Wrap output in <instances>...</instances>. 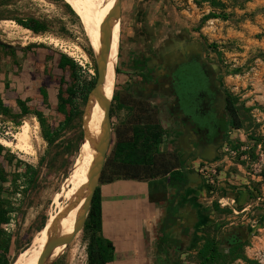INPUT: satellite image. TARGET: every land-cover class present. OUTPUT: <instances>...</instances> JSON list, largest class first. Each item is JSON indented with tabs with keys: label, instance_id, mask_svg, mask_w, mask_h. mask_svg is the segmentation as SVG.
<instances>
[{
	"label": "rangeland",
	"instance_id": "1",
	"mask_svg": "<svg viewBox=\"0 0 264 264\" xmlns=\"http://www.w3.org/2000/svg\"><path fill=\"white\" fill-rule=\"evenodd\" d=\"M220 1L225 8L213 6L209 0H122L121 70L114 81L113 95L124 92L129 68L123 60L128 59L131 47L135 46L136 23L142 22L148 35L155 38L164 37L160 29H168L182 31L204 43L219 66V80L231 98L240 124L237 128L232 112L233 121L221 156L204 169V180L216 187L219 182L227 183L243 197L233 204L234 209L217 204L214 223L206 229L209 232L205 236L216 238L223 252L238 255L231 264H264V0ZM70 7L66 0H0V42L16 47L32 46L24 52L0 45V93L5 104L19 115L13 119L0 112V138L16 143L15 136L25 122L32 130L26 148L5 146L6 151L0 155V165L8 177L4 186L9 193L14 188L10 201L15 211L3 224V230L12 238L8 253L11 264L25 250L36 247L35 238L55 211L56 195L75 166L85 138L87 105L80 95L76 104L82 114L69 124L65 123L57 99L60 77L70 80L69 68L65 71L57 68L61 54L79 65L82 82L96 76V55L85 26ZM210 12L225 13L228 17L205 19ZM31 17L43 21L47 31L36 34L17 21ZM24 108L28 110L26 114ZM38 113L46 117L51 142L44 138ZM129 113L125 104L116 106L113 114L110 111L113 133ZM158 126L156 122L144 125L155 131ZM114 141L112 134L107 156ZM19 161L22 164L18 167ZM23 163L40 170L36 186L27 196L23 176L17 180L18 188L14 187L15 173H23ZM233 229L237 234L240 232L241 238L233 245L222 242V236ZM89 237L82 230L58 259L47 264H89ZM183 260L185 264H200L195 252H187Z\"/></svg>",
	"mask_w": 264,
	"mask_h": 264
},
{
	"label": "crops",
	"instance_id": "2",
	"mask_svg": "<svg viewBox=\"0 0 264 264\" xmlns=\"http://www.w3.org/2000/svg\"><path fill=\"white\" fill-rule=\"evenodd\" d=\"M121 32L122 22L115 82ZM152 102L158 104L157 100ZM159 121L163 129L159 151L179 153L180 169L191 178L182 190L170 175L117 178L98 184L102 211L100 234L111 244L107 264H185L183 258L187 252L198 251L209 232L206 229L213 225L217 204L234 209L233 204L243 199L227 183L219 182L216 187L205 182L204 169L216 162L217 157L194 155L188 159L181 130L176 128L173 118H166L162 105ZM229 232L222 236V242H229Z\"/></svg>",
	"mask_w": 264,
	"mask_h": 264
},
{
	"label": "trees",
	"instance_id": "3",
	"mask_svg": "<svg viewBox=\"0 0 264 264\" xmlns=\"http://www.w3.org/2000/svg\"><path fill=\"white\" fill-rule=\"evenodd\" d=\"M213 6L225 8V3L220 0H209ZM70 7V5H69ZM74 12V10L70 7ZM227 19L228 15L223 13L210 12L205 19L219 18ZM20 25L32 30L34 33H44L47 31V25L37 18L18 19ZM8 50H21L27 52L32 46H12L0 43ZM57 68L61 71L70 69V80L67 81L63 76L60 77V83L57 93V99L60 112L65 116V123L69 124L73 119L82 114V111L76 104V99L81 97L84 104L88 101V96L95 85L97 76V66L95 67L96 76L90 80L81 81L79 74V65L66 54H61ZM118 72V68H117ZM114 101L116 105L114 104ZM123 104L129 106L130 113L124 120L120 121L114 128V144L109 155L106 157L100 182L111 181L117 178L144 179L155 178L170 175L182 190L190 180L186 172L180 169V159L176 153H163L159 151V145L162 142L163 129L161 126L157 130L144 127L147 123H158L156 110L144 98H133L131 94H126L124 98L118 99L117 92L113 95L111 113L113 114L116 106L122 107ZM232 104V102H231ZM235 115V125L240 127L236 111L231 106ZM0 112L9 115L13 119L19 117L5 104L0 93ZM27 108L23 113H27ZM41 127L43 128L44 138L51 142L50 131L47 129L46 117L42 113L36 115ZM158 125V124H157ZM154 130V132H153ZM6 151V147L0 143V155ZM13 157V156H12ZM22 164L18 163V167ZM25 169L23 173H15L14 187L17 189V180L23 176L25 179L24 193L28 195L30 190L36 186L40 170L38 167L23 163ZM8 181L6 171L0 165V264H11L8 253L12 245V238L7 236L3 230V224L9 221V215L15 211L10 201L13 190L9 193L4 183ZM99 182V183H100ZM208 187H210L208 185ZM45 221L41 226L44 227ZM102 229V211L99 188L97 187L91 202L89 213L85 222L83 233L90 236L88 245L89 264H107L111 256V244L105 240L101 233ZM197 256L200 264H231L238 255L227 254L220 249L216 238L206 236L201 245L198 246Z\"/></svg>",
	"mask_w": 264,
	"mask_h": 264
},
{
	"label": "flooded vegetation",
	"instance_id": "4",
	"mask_svg": "<svg viewBox=\"0 0 264 264\" xmlns=\"http://www.w3.org/2000/svg\"><path fill=\"white\" fill-rule=\"evenodd\" d=\"M135 27V46L129 53L132 56L123 60L129 75L125 78L124 92H117L118 99L126 94L144 98L156 110L159 126L161 105L164 106L166 118H173L176 128L181 130L188 159L194 155L218 158L233 118L231 98L219 80L216 60L200 39L182 31L160 29L164 37L155 38L148 35L142 22ZM121 54L120 42L117 77ZM168 153H176L180 159L179 153ZM229 231L226 243L233 245L241 235L236 229Z\"/></svg>",
	"mask_w": 264,
	"mask_h": 264
},
{
	"label": "bare ground",
	"instance_id": "5",
	"mask_svg": "<svg viewBox=\"0 0 264 264\" xmlns=\"http://www.w3.org/2000/svg\"><path fill=\"white\" fill-rule=\"evenodd\" d=\"M66 2L78 14L85 26L88 42L93 52H99L102 46L101 25L109 10L113 7L115 0H66ZM120 31L121 19L116 18L113 21L112 48L107 68V79L104 84V91L110 98L113 95L116 77V58L119 50ZM27 38L29 37L26 36ZM85 119L90 137L97 139L102 132L103 109L94 97ZM31 131V125L25 122L15 136L16 143L4 138H0V143L8 147L14 144L17 148L24 149L29 145ZM90 137L88 136L81 145L75 166L71 169L61 190L56 195L54 202L56 209L47 218L45 227L39 231L38 236L35 238L34 243H36V247L31 250H25L13 264H37L45 246L50 240L66 236L74 230L77 217L84 207L85 196L88 190L89 169L96 154V149L91 144ZM66 247V244L55 247L48 254L47 263L58 259Z\"/></svg>",
	"mask_w": 264,
	"mask_h": 264
},
{
	"label": "water",
	"instance_id": "6",
	"mask_svg": "<svg viewBox=\"0 0 264 264\" xmlns=\"http://www.w3.org/2000/svg\"><path fill=\"white\" fill-rule=\"evenodd\" d=\"M121 5H122V0H115L113 7L109 10L106 18L102 22V25H101L102 46H101L100 51L95 53L96 61H97V76H96L95 85L92 88L88 96V101L86 103L87 105L86 114L88 113L92 98L93 97L96 98L100 106L103 109V124H102L101 135L97 139H94V137L93 138L90 137L88 126L86 128V121H85L86 119L84 118V125H85L86 131H85V138L82 144L85 142L86 138L89 136L91 144L96 149L94 160L89 169L88 190L85 196L84 207L81 210L79 216L77 217V223H76L74 230L66 236L50 240L45 246L37 264H47V256L55 247L59 245H64V244L69 245L74 240V238L77 236V234L84 229L92 199L94 197V194L100 182V177L102 174V170L104 167V163H105L109 148L111 146V140H112V134H113V127H112L113 123L110 117L113 97L110 98L105 93L104 84L107 79V68H108L110 52L112 48L113 21L116 18L120 19ZM188 175L191 178V175L190 174Z\"/></svg>",
	"mask_w": 264,
	"mask_h": 264
}]
</instances>
